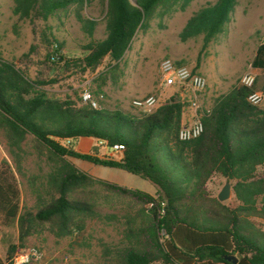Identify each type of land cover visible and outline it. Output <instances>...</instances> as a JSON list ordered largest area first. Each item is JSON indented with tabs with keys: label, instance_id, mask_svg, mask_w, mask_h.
Returning <instances> with one entry per match:
<instances>
[{
	"label": "trees",
	"instance_id": "1",
	"mask_svg": "<svg viewBox=\"0 0 264 264\" xmlns=\"http://www.w3.org/2000/svg\"><path fill=\"white\" fill-rule=\"evenodd\" d=\"M89 0H12V14L20 20L48 18L77 9L82 28L92 35L96 22L79 11ZM106 5L105 38L91 42L82 59H69L53 45L51 61L65 69L93 71L105 58H122L138 29H143L156 9L181 6L191 0H101ZM236 0H216L201 8L183 29L182 37L203 34L208 42L230 21ZM264 70V42L251 61ZM248 87L235 86L219 97L201 117L200 137L180 142L184 102L171 94L154 113L142 117L120 110H95L81 98L59 97L40 91L10 66L0 68V131L8 144L26 141L50 168L44 188L47 199L31 212L20 214V187L8 161L0 162V213L4 225L19 216L20 239L30 235L25 224L46 226L56 238L68 237L95 216L96 203L84 187L97 185L105 192L132 200L138 206L126 224V246L115 250L109 264H264V103L250 105L251 90L264 89V76ZM92 138L112 148L122 158L113 160L77 153L60 142ZM75 158L95 166L120 169L150 182L157 194L131 190L95 178L75 166ZM15 166L20 172V162ZM214 176L234 181L240 204L230 208L211 197L208 182ZM140 219L137 226L132 223ZM15 250L10 246L5 261ZM108 254V250L102 253ZM227 257H235L226 260ZM0 264L3 262L0 259Z\"/></svg>",
	"mask_w": 264,
	"mask_h": 264
},
{
	"label": "rangeland",
	"instance_id": "2",
	"mask_svg": "<svg viewBox=\"0 0 264 264\" xmlns=\"http://www.w3.org/2000/svg\"><path fill=\"white\" fill-rule=\"evenodd\" d=\"M215 1L191 0L184 9L180 4L158 7L146 26L136 31L120 60L110 62L105 58L93 71L82 72L79 68L65 69L62 64L54 65L51 61L53 45L56 43L60 52L69 59L84 58L87 46L93 41L104 39L106 35V5L101 0H89L79 11L81 17L96 22L92 35L82 28L75 7L46 21L35 17L20 20L12 14V0H0V68H4V65L15 68L29 82L39 83L36 88L40 91L74 99L81 98V93L88 90L103 110H120L128 116L142 117L144 115L131 106L133 99L155 95L159 98L158 108L171 94H179L176 88L165 91L159 89L158 66L163 58L169 57L205 76L208 85L200 95L196 112L202 117L211 110L219 97L237 86L242 74L252 71V58L264 36V0H236L233 15L220 34L208 42L203 34L183 38L182 32L189 19ZM261 80L260 77L262 84ZM181 98L184 110L191 109L187 91ZM88 140L69 139L60 143L81 154L93 156L100 150L102 156L99 158H122L119 151L106 144L99 146L96 140ZM28 142L13 147L0 131V162L8 161L15 172L20 187L21 215L33 211L41 199H47L44 188L50 174L44 159L38 157ZM16 160L20 162V172L16 169ZM70 161L76 166L83 164L82 160L75 158H70ZM91 172L98 179L128 189L145 193L156 190L150 182L120 169L95 166ZM226 183L231 186V195L222 203L234 208L240 204L234 194V181L214 176L208 182V190L211 197L217 198ZM83 190L96 203L95 216L85 218L83 229L74 230L68 238L73 244L80 241L84 232L83 248L101 254L107 249L108 254L105 257L103 255V258L110 260L115 257V250L126 246V222L134 217L138 206L129 198L105 192L97 185L84 187ZM253 221L264 230L263 221ZM139 222L137 218L132 223L137 226ZM0 225H4L1 213ZM23 228V231L29 229L35 237L51 234L46 226L25 224ZM25 241L26 238L20 239L15 248L28 247Z\"/></svg>",
	"mask_w": 264,
	"mask_h": 264
},
{
	"label": "built area",
	"instance_id": "3",
	"mask_svg": "<svg viewBox=\"0 0 264 264\" xmlns=\"http://www.w3.org/2000/svg\"><path fill=\"white\" fill-rule=\"evenodd\" d=\"M264 42V36L262 39ZM159 89L165 91L169 88L179 90L180 96L187 93L190 96L189 106L195 112L199 108L200 95L207 88L205 76L193 72L186 64L176 62L175 60L165 57L158 66ZM255 82V76L251 72H245L239 79L237 86L250 88ZM247 102L252 106H261L264 103V93L261 91L251 90L246 97ZM81 101L88 104L95 110H101L99 101L95 99L90 91L84 90L81 93ZM159 98L155 95H149L142 98L133 99L131 106L139 110L144 116L154 113L158 106ZM203 133V124L201 116L196 115L190 124L182 125L177 132V139L180 142H188L201 136ZM113 150L120 152V147L114 145ZM121 153V152H120ZM43 258V252L34 246L19 249L16 256L10 261V264H30L32 261H40Z\"/></svg>",
	"mask_w": 264,
	"mask_h": 264
},
{
	"label": "crops",
	"instance_id": "4",
	"mask_svg": "<svg viewBox=\"0 0 264 264\" xmlns=\"http://www.w3.org/2000/svg\"><path fill=\"white\" fill-rule=\"evenodd\" d=\"M249 72H251L256 79L258 77L264 76V70L262 69L252 68V71ZM260 91L264 93L263 88ZM195 117L196 114L193 110L191 109L183 110L182 125L190 124ZM78 139H90L88 141L93 140L92 138H78ZM98 145L100 146L103 144L98 143ZM96 156L97 157L102 156L100 150L98 151ZM120 159L121 157L118 160ZM77 167H79L81 171L95 178H98L91 172V170L95 167V165L83 161V164L77 165ZM147 194L151 196H155L157 194V190ZM18 220H19V216H17L16 219L9 225H0V259L3 262V264H10V261L16 256V254L19 251L18 248H15L13 254L11 255L10 260L8 262L5 261L9 247L10 246L17 247L20 243V226L18 225ZM80 237H81L80 241L74 242L72 244L71 239L68 237L55 238L51 234L46 235L45 233L43 235H40L39 237H35L32 236L30 233V235L26 237L25 244L27 246H35L43 252V258L40 261H32L30 264H105L107 263L103 258V254L98 252L94 253L88 249L83 248L84 232L81 234ZM108 259H110V257H108ZM152 264H161V263L154 262Z\"/></svg>",
	"mask_w": 264,
	"mask_h": 264
},
{
	"label": "water",
	"instance_id": "5",
	"mask_svg": "<svg viewBox=\"0 0 264 264\" xmlns=\"http://www.w3.org/2000/svg\"><path fill=\"white\" fill-rule=\"evenodd\" d=\"M231 195V186L229 183H226L224 187L221 189L219 194L217 195V199L219 202H225L226 200L229 199ZM226 260L230 261L233 260V263L236 262L235 257H227Z\"/></svg>",
	"mask_w": 264,
	"mask_h": 264
}]
</instances>
